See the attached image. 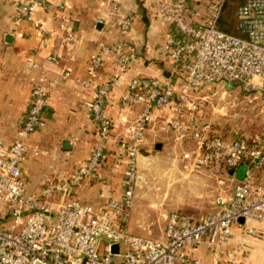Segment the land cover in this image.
Listing matches in <instances>:
<instances>
[{"label":"built area","instance_id":"2783aa9c","mask_svg":"<svg viewBox=\"0 0 264 264\" xmlns=\"http://www.w3.org/2000/svg\"><path fill=\"white\" fill-rule=\"evenodd\" d=\"M14 22L33 21L42 35L52 31L38 9L49 10L54 0H13ZM228 0H154L150 18L165 28L159 46L160 61L167 64L169 77L150 76L139 66V48L135 40L134 16L122 10L117 0H107L109 14L120 34L114 44H103L89 63L90 72L101 68L108 55L114 58L115 76L95 86L90 105L98 124L99 138L91 155L69 178L53 180L38 192H29L22 162L28 153V138L45 128L48 97L54 82L40 77L32 88L30 105L16 139L8 144L0 128V264H205L193 252L202 243L218 250L230 242L233 226L240 219L264 223V134L232 138L218 132L202 112L208 104V91L223 87L222 98L232 94L237 83L258 91L264 100V0H234L238 33H229L218 24ZM65 9L63 2L56 4ZM64 38L74 44L81 36L61 15ZM54 59V58H53ZM28 65L34 67L32 61ZM131 74L120 98V110L132 113L123 137L112 140L115 129L106 109L110 94L120 87L125 74ZM69 72L65 73L68 76ZM82 85L89 87V81ZM216 92H212L214 96ZM240 98H234L237 106ZM158 125L163 132L191 139L195 146L185 157L193 158L200 169L213 164L236 169L246 167L244 177L229 196H220L215 207L202 219L172 211L164 234L150 238L131 233V218L139 182V157L149 143V128ZM112 154L115 172L124 165V188L118 197L110 196L96 207L74 197L86 180L103 181L105 158ZM249 233L256 230L249 228ZM264 239V230L261 233ZM118 245V251L113 247ZM236 249L227 258L215 257L210 264H243Z\"/></svg>","mask_w":264,"mask_h":264},{"label":"crops","instance_id":"0c3cea01","mask_svg":"<svg viewBox=\"0 0 264 264\" xmlns=\"http://www.w3.org/2000/svg\"><path fill=\"white\" fill-rule=\"evenodd\" d=\"M117 1L124 12L134 16L133 34L139 48V66L153 76L164 75L169 66L160 61L158 49L163 42L165 28L150 18V6L154 0ZM195 1L200 5L205 2ZM54 2L51 9L40 8L36 12L35 19H42L54 31L52 35H42L33 21L14 22L17 7L13 0H0V128L8 144L15 141L17 130L25 120L35 82L45 77L47 84L53 81L55 85L48 97L45 114L47 126L36 130L28 138V153L22 162L28 190L33 193L50 181L71 177L89 159L99 138L98 124L90 110L96 94L94 88L115 76L114 58L108 55L101 68L93 73L88 66L103 44H114L120 37L114 24L115 17L109 14L107 0ZM59 2L65 3V9L56 7ZM63 14L81 36L79 42L72 44L64 38L60 28ZM29 61L34 62L35 66H29ZM66 72H69L68 76H65ZM130 75L125 74L124 83L110 94L111 104L106 113L115 123L112 140L123 137L126 120L134 118L141 111V106L135 107L130 115L120 110V98ZM86 80L91 83L89 87L82 85ZM149 139L139 157V179L140 174H145L147 184L153 185L154 181L149 178L151 175L161 180H172L171 176L174 175L175 180L181 181L180 187L189 186L191 190L205 192L204 196L191 202L187 208L182 206L188 213L179 209L164 212L165 224L160 237L164 234L167 218L172 211L183 212L196 220L202 219L215 207L216 199L229 196L243 177L244 173H239L238 169L244 168V165L229 169L224 165L213 164L197 169L193 158L185 157L186 153L193 152L191 148L194 142L189 138L178 137L174 131L163 132L158 125H153L149 128ZM64 140L70 141V148L64 147ZM157 144L162 145L160 149L156 148ZM105 161L106 167L101 169L104 180L84 181L77 187L74 197L78 196L84 202L100 207L110 196L122 194L124 165L110 172L109 169L114 166L112 154L109 153ZM260 178L264 180V171ZM191 206L203 207L206 212H196L199 216L195 217L189 210ZM133 210L134 205L127 229L141 235L142 230L136 227L138 216ZM249 228L256 230V234L249 233ZM263 230L264 223L241 219L233 226L230 242L218 250L204 242L194 250L193 255L205 264H210L215 257L225 260L227 251L243 243L237 258L243 264H264Z\"/></svg>","mask_w":264,"mask_h":264},{"label":"rangeland","instance_id":"374dc122","mask_svg":"<svg viewBox=\"0 0 264 264\" xmlns=\"http://www.w3.org/2000/svg\"><path fill=\"white\" fill-rule=\"evenodd\" d=\"M228 11V13H231L232 7ZM231 23L235 24L234 16L227 15L225 24L231 25ZM147 74L153 76L148 72ZM224 90H226L225 85L215 87L213 91L207 92L210 95L209 100L212 101L214 106L208 104L203 109L204 119L211 122L218 132L230 138L239 134L247 136L264 134V100L261 93L247 89L241 83H237L232 94L226 95L223 99ZM214 91L216 94L213 96L212 92ZM236 96L240 98V101L237 106H233ZM194 146L193 143L191 149H194ZM149 178L154 181L152 182L153 185H148L147 176L140 174L133 212L138 216L136 227L142 230L141 235L159 238L165 224L163 213L173 209L187 212L182 206L185 205L186 207L196 199L198 200L201 196H204L205 192L200 189L191 190L189 186L180 187L181 181L175 180L174 175L171 176L172 180L168 179L169 181L161 180L160 177L156 178L154 175ZM189 210L194 213H191V215L195 217L199 216L196 212H206L205 208L199 206H191Z\"/></svg>","mask_w":264,"mask_h":264},{"label":"trees","instance_id":"16d2710c","mask_svg":"<svg viewBox=\"0 0 264 264\" xmlns=\"http://www.w3.org/2000/svg\"><path fill=\"white\" fill-rule=\"evenodd\" d=\"M232 7V12L228 13L229 9ZM235 9H236V2L234 0H228L226 5L224 6L220 21H219V28L227 31L229 33H238L236 29V18H235ZM234 10V11H233ZM227 15H233L234 16V22L235 24L231 23V25H226L225 20L227 19Z\"/></svg>","mask_w":264,"mask_h":264},{"label":"water","instance_id":"95a60500","mask_svg":"<svg viewBox=\"0 0 264 264\" xmlns=\"http://www.w3.org/2000/svg\"><path fill=\"white\" fill-rule=\"evenodd\" d=\"M100 26H101V24H100ZM164 76H165V77H169V76H170V72L166 70V71L164 72ZM63 145H64V147H66V148H70V147H71V143H70L69 140H64ZM161 146H162L161 144H157V145H156V148H157V149H160ZM242 169H243L242 172L244 173V174H243V177H244V175H245V173H246V167H244V168H242ZM238 170H239V173H241V172H240L241 169H238ZM243 177H242V178H243ZM240 220H241V219H240ZM118 249H119V248H118V245H115V246L113 247V251H114V252H117Z\"/></svg>","mask_w":264,"mask_h":264}]
</instances>
